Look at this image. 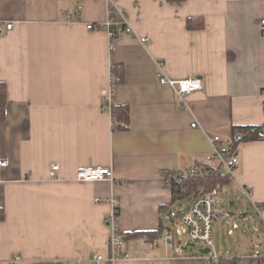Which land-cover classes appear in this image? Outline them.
Returning a JSON list of instances; mask_svg holds the SVG:
<instances>
[{
	"label": "crops",
	"instance_id": "crops-1",
	"mask_svg": "<svg viewBox=\"0 0 264 264\" xmlns=\"http://www.w3.org/2000/svg\"><path fill=\"white\" fill-rule=\"evenodd\" d=\"M108 20L116 33L111 50L105 30L86 27ZM262 20L264 0H0V81L7 91L0 158L8 161L0 167V264L108 258L112 197L123 237L114 264H204L203 247L196 253L176 244L174 234L166 238L190 197L173 202L163 174L217 165L207 160L209 137L231 143L232 126L264 133ZM112 66L122 70L114 101L129 108L124 131L112 130L102 106ZM159 72L198 77L202 87L180 104ZM233 150L232 175L220 172L218 206L229 216L213 223L217 261L239 264L248 254L240 264H261L264 240L248 237L246 226L228 229L230 240L222 236L233 219L245 225L254 218L251 202L233 214L219 196L244 186L251 201L264 202V137ZM52 163L59 164L54 179ZM79 165L110 168L113 178L76 181Z\"/></svg>",
	"mask_w": 264,
	"mask_h": 264
},
{
	"label": "built area",
	"instance_id": "built-area-1",
	"mask_svg": "<svg viewBox=\"0 0 264 264\" xmlns=\"http://www.w3.org/2000/svg\"><path fill=\"white\" fill-rule=\"evenodd\" d=\"M109 6L113 5V0H107ZM12 27L11 23L6 24V29ZM88 29L99 30L103 29L107 32L110 40V50L113 49V44L111 40L115 37L116 33L114 32V22L108 20L104 22L101 26L96 24L88 23L86 25ZM261 29L264 30V20L261 21ZM127 31H130V28H127ZM148 40L147 37H140L139 41L141 43H146ZM115 66H112L110 70V78L108 89L103 98V105L106 113L109 115L110 123L112 124L115 117V104L114 95L118 83L121 81V76L115 74ZM158 79L161 84H167L175 90L176 98L180 104L185 105L184 97L195 90H198L202 87V82L198 77H187L183 79H171L164 76L161 72L158 73ZM197 123L192 122L191 126L196 127ZM209 142L211 145V152L207 156L209 162H216V166L220 167V171L228 172L229 175H232V169L238 163V159L233 148L230 146V143L224 141L220 136L213 135L209 137ZM7 159L0 158V167L7 165ZM59 170L58 163L50 164L48 176L50 178H57V171ZM195 169L190 168L186 171H166L163 174V177L167 183L170 185L180 184L184 181L185 178L194 176ZM201 174H207L206 171H201ZM113 174L110 168L107 167H87V166H76L73 174V179L76 181H90V180H103V179H112ZM219 189L218 187L213 188L209 191H202L196 196L190 197L184 208L180 212L178 218L179 227L176 228V232H183L187 240L190 243H201L203 248H208V252L203 254L204 264H218V253L214 248L213 242V223L216 218L227 217L229 213L224 211L218 206L217 196ZM240 193L242 196L247 198L252 206L254 207L256 213L259 215L260 219L264 224V202L255 203L250 199V187H241ZM110 211L105 216V224L108 230V244L111 249V255L108 258H104L99 253L92 254L85 261H79L76 264H114V262L122 256L121 246L123 243V237L120 230V218H119V200L115 197H112L109 200ZM174 232L173 230H168L166 232V238L171 239ZM260 259V263L264 264V254L256 255ZM248 254L241 255L237 262L243 263Z\"/></svg>",
	"mask_w": 264,
	"mask_h": 264
},
{
	"label": "trees",
	"instance_id": "trees-1",
	"mask_svg": "<svg viewBox=\"0 0 264 264\" xmlns=\"http://www.w3.org/2000/svg\"><path fill=\"white\" fill-rule=\"evenodd\" d=\"M179 2L183 0H168ZM190 20L188 19V26L190 25ZM115 74H119L122 79V70L114 68ZM7 106V91L4 82L0 81V122L4 120L6 115ZM102 106L104 108L103 102ZM130 115L129 108L126 105L115 104V117L111 124L112 130L114 131H124L129 128ZM232 140L230 146L233 148L240 141L257 140L264 137L262 128L259 126H232ZM195 169V175L187 177L180 184H173L172 186V201H178L181 198L196 196L202 191H209L213 188L219 186L222 178H225L220 174V167L213 166L209 164L198 163L191 167ZM190 169V168H189ZM201 171H206L207 174H201ZM161 210L163 209L160 208ZM179 215V214H178ZM3 218V211L0 209V220ZM143 232H132L129 233V237L144 235ZM150 234V233H148ZM233 264H236L234 260ZM108 264V263H104ZM221 264V260L219 262Z\"/></svg>",
	"mask_w": 264,
	"mask_h": 264
},
{
	"label": "rangeland",
	"instance_id": "rangeland-1",
	"mask_svg": "<svg viewBox=\"0 0 264 264\" xmlns=\"http://www.w3.org/2000/svg\"><path fill=\"white\" fill-rule=\"evenodd\" d=\"M119 83H118V85H119ZM234 192L235 193H233V194L222 193V194H220L219 197L221 199V197L224 195L227 200L221 199L222 205L225 208H227L228 210L232 211L233 214H236L237 208L243 209L245 206V201H247L248 199L245 198L244 196H242L240 192H238V191L237 192L234 191ZM230 202H233L234 204H231ZM250 211H251L252 215L254 216V218L251 216L250 219L247 220L245 225H242V222L238 218L235 220L233 219L232 226H230V224H225V228L223 229V235H222V236H224L225 240H230V238L233 236V234L228 233V229H233V231H234L238 226H242V227L246 226V227H244L245 228L244 231L246 232L248 237L252 238V240H257V241H263L264 240V237H263L264 236V224H263L262 220L260 219L259 215L256 213L254 207H253V210L251 209ZM253 220H256L257 223H253ZM168 224L173 229V232H174V238H173L174 240L173 241L176 244H178V243L186 244L189 242L187 240L186 235L183 232H180V233L176 232V228H178L179 224H180L179 222L174 223V224L173 223L171 224V222H169ZM262 232H263V234H262ZM213 242H214V245H215V243H217V246H218L219 238H216V236H215V239ZM263 243H264V241H263ZM194 244H195L194 246H188V249L192 250V251H196V253H197L198 252L197 250L200 247H202V244L201 243H194ZM260 251H262V250H260Z\"/></svg>",
	"mask_w": 264,
	"mask_h": 264
},
{
	"label": "water",
	"instance_id": "water-1",
	"mask_svg": "<svg viewBox=\"0 0 264 264\" xmlns=\"http://www.w3.org/2000/svg\"><path fill=\"white\" fill-rule=\"evenodd\" d=\"M195 244L194 243H186L182 248L183 249H186L188 246H194ZM209 250H208V248H200L199 249V252L201 253V254H205V253H207Z\"/></svg>",
	"mask_w": 264,
	"mask_h": 264
}]
</instances>
